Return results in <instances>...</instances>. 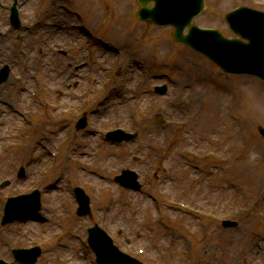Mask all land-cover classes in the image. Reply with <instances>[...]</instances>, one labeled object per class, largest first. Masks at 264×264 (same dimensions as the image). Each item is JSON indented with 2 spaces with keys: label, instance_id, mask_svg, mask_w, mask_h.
<instances>
[{
  "label": "rangeland",
  "instance_id": "374dc122",
  "mask_svg": "<svg viewBox=\"0 0 264 264\" xmlns=\"http://www.w3.org/2000/svg\"><path fill=\"white\" fill-rule=\"evenodd\" d=\"M15 1L19 30L10 27ZM206 3L195 24L230 39L228 13L264 12V0ZM138 10L136 0H0V68H12L0 88V182H12L0 189V260L39 247L37 264H96L86 237L98 224L123 252L144 251V264H264V84L224 74ZM29 111L32 124L12 141ZM85 115L88 128L76 132ZM119 128L139 137L107 143ZM21 166L29 175L17 181ZM126 169L140 174L141 192L115 184ZM76 187L90 196L93 221L76 216ZM34 190L40 220L2 227L7 199ZM225 220L238 226L224 229Z\"/></svg>",
  "mask_w": 264,
  "mask_h": 264
},
{
  "label": "water",
  "instance_id": "95a60500",
  "mask_svg": "<svg viewBox=\"0 0 264 264\" xmlns=\"http://www.w3.org/2000/svg\"><path fill=\"white\" fill-rule=\"evenodd\" d=\"M139 3L143 6L138 15L141 20L151 21L159 26L174 27L175 41L206 56L226 73L251 75L264 81V13L242 8L229 14L226 20L231 30L241 37V40H229L219 31H204L192 24L194 17L204 11V0H193L191 9L186 8V2L184 6L174 4V11L171 0H139ZM150 3L155 4L153 9L149 8ZM12 23L16 27L20 26L16 8H13ZM186 29L189 31L184 35ZM165 91L166 89L162 88L161 92ZM259 132L264 137L262 128ZM116 135L120 137L112 135V139L117 142L132 141L135 138L122 132ZM123 178L127 179L126 187L140 190L133 173L124 172ZM35 196V204L31 209L28 204L30 197L12 199L6 208L3 225L18 218L36 217L40 211V201L39 194ZM77 199L80 204L78 214L81 216L89 214V200L80 190L77 191ZM90 245L98 257V264H139L119 254L116 249L108 247L107 238L98 228L90 231ZM40 254V250L18 251L16 257L21 262L34 264ZM27 255H32L33 258L30 259Z\"/></svg>",
  "mask_w": 264,
  "mask_h": 264
},
{
  "label": "bare ground",
  "instance_id": "6f19581e",
  "mask_svg": "<svg viewBox=\"0 0 264 264\" xmlns=\"http://www.w3.org/2000/svg\"><path fill=\"white\" fill-rule=\"evenodd\" d=\"M185 2H187V0H174V4H176V6H180V5H185ZM174 4H172L174 6ZM204 5L206 6L207 3H206V0H204ZM202 13V12H201ZM195 21L192 23L194 24ZM258 105L262 106V109L264 108V102L263 101H259Z\"/></svg>",
  "mask_w": 264,
  "mask_h": 264
}]
</instances>
